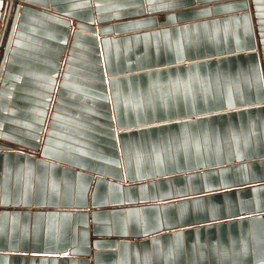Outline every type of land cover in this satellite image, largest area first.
<instances>
[{
    "label": "water",
    "instance_id": "1",
    "mask_svg": "<svg viewBox=\"0 0 264 264\" xmlns=\"http://www.w3.org/2000/svg\"><path fill=\"white\" fill-rule=\"evenodd\" d=\"M0 264H264V0H0Z\"/></svg>",
    "mask_w": 264,
    "mask_h": 264
},
{
    "label": "built area",
    "instance_id": "2",
    "mask_svg": "<svg viewBox=\"0 0 264 264\" xmlns=\"http://www.w3.org/2000/svg\"><path fill=\"white\" fill-rule=\"evenodd\" d=\"M9 208H10V206H9Z\"/></svg>",
    "mask_w": 264,
    "mask_h": 264
}]
</instances>
